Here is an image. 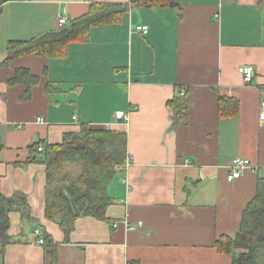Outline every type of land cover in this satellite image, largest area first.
<instances>
[{"label": "crops", "instance_id": "1", "mask_svg": "<svg viewBox=\"0 0 264 264\" xmlns=\"http://www.w3.org/2000/svg\"><path fill=\"white\" fill-rule=\"evenodd\" d=\"M131 1L2 6L0 195L24 198L32 219L9 213L14 242L3 264H49L35 229L50 236L59 264H232L234 255L216 242L236 237L264 179V0L132 7L92 27L87 41L69 43L60 56L8 60L10 42L57 31L59 18L69 24L94 5ZM241 67L253 68L250 83ZM222 97L238 102L236 115L220 116ZM117 111L129 113L127 126L113 124ZM82 126L125 134L129 164L107 189V221L77 219L66 235L45 218L46 167L32 161L30 147L60 144ZM235 157L251 165L228 182ZM257 257L260 264L264 247Z\"/></svg>", "mask_w": 264, "mask_h": 264}, {"label": "trees", "instance_id": "2", "mask_svg": "<svg viewBox=\"0 0 264 264\" xmlns=\"http://www.w3.org/2000/svg\"><path fill=\"white\" fill-rule=\"evenodd\" d=\"M14 1L24 0H0V12L5 3ZM129 5H94L87 15L57 31L46 32L27 42L12 41L7 48L8 60L22 55L57 57L69 43L87 41L92 27L114 22L129 8L174 6L171 0H132ZM238 109L236 100L220 98V116L236 115ZM38 146H31L30 152L32 161L41 162L46 167L45 218L55 222L66 235L77 219L92 217L107 221L106 212L112 204L107 189L116 171L125 167L127 162L126 135L104 127L82 126L78 133L65 136L60 144L46 145L42 152H38ZM65 164L80 169L78 179L75 183L64 175V185L56 188L53 170L58 169V177L63 172L61 165ZM23 200L21 197L6 198L0 195V264H3L5 247L14 242L8 234L9 213L19 211L22 218L32 220ZM42 238L49 264H59L57 248L52 244V239L45 234ZM216 247L219 251L234 255L232 264H259L258 251L264 247V179L258 180L256 195L243 211L236 237L222 238L216 242ZM236 251L238 254L235 255Z\"/></svg>", "mask_w": 264, "mask_h": 264}, {"label": "built area", "instance_id": "3", "mask_svg": "<svg viewBox=\"0 0 264 264\" xmlns=\"http://www.w3.org/2000/svg\"><path fill=\"white\" fill-rule=\"evenodd\" d=\"M81 3H90L91 0H78ZM58 25L60 27L66 26L67 25V20L66 18H59L58 20ZM137 31L142 32L143 34L147 33L148 27L146 26H137L136 27ZM238 72L240 73V75L242 76V80L244 83H250L254 77V71L253 68L251 67H241L238 69ZM186 95L185 90H181L179 92V97L180 98H184ZM263 110H264V103H263ZM262 120L264 121V113L262 115ZM74 122H77V119L74 117L73 118ZM129 123V113L123 112V111H117L114 114V123L113 124H117V125H124L127 126ZM106 128L108 129V126H106ZM38 152H42L44 150V146H38ZM128 160L125 164V167L128 165ZM250 161L247 159H243V158H239V157H235L233 159H231V161L228 164L227 170H228V175H227V181L228 182H232L238 178H240L246 169L250 168ZM120 168L119 170H124V168ZM138 225L140 226L141 223H138ZM118 226V222L113 224V227L116 228ZM125 226L126 228L132 230L134 227H132L131 225H129L127 222H125ZM33 235L35 237V244L38 246H42L44 244V240L42 238V235L39 231V229H35L33 232Z\"/></svg>", "mask_w": 264, "mask_h": 264}, {"label": "rangeland", "instance_id": "4", "mask_svg": "<svg viewBox=\"0 0 264 264\" xmlns=\"http://www.w3.org/2000/svg\"><path fill=\"white\" fill-rule=\"evenodd\" d=\"M63 167V172H60V176L57 177L58 174V169L53 170V173L55 175L54 178V186L57 188L59 186L64 185L65 182H63L64 180L62 179L64 177V175H68V179H72L73 182L76 183L77 181V177L80 173V169L76 166L73 165H69V164H65V165H61ZM61 168V167H60ZM118 171V170H117ZM33 227V226H30ZM260 264H264V258L260 259Z\"/></svg>", "mask_w": 264, "mask_h": 264}]
</instances>
